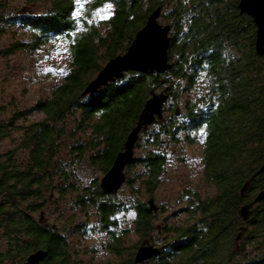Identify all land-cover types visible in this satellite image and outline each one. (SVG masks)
I'll return each mask as SVG.
<instances>
[{"label":"trees","instance_id":"16d2710c","mask_svg":"<svg viewBox=\"0 0 264 264\" xmlns=\"http://www.w3.org/2000/svg\"><path fill=\"white\" fill-rule=\"evenodd\" d=\"M12 1L0 0V9ZM22 1L43 9L1 16L0 35L8 27L29 34L3 53L37 51L65 40L70 57L64 82L52 95L14 109L0 126V139L18 134L12 149L0 151V264H24L38 250L48 254L39 264L74 263L70 230L37 217L49 193L69 190L79 191L76 203L83 210L97 211L99 229L109 237L104 250L119 264H136L135 252L145 239L161 248L147 262L264 264V200L253 205L247 221L239 216L241 206L264 189V57L256 53L257 27L240 12V0ZM108 5L111 16L101 31L90 19ZM80 6L83 16H77ZM159 7L171 25L170 69L163 74L129 71L83 95L109 60L127 52ZM163 91L170 114L140 133L146 136L144 153L127 166L139 169L126 180L129 194H105L97 181L75 189L72 166L87 162L106 174L150 93ZM177 108H182L179 115ZM35 114L41 118L32 119ZM181 142L201 146L204 179L214 193L203 197L189 190L185 207L169 213L159 226V215L150 211L145 196L153 197L166 172L167 146ZM122 212L133 215L130 228L120 227ZM183 214L190 219L186 225L168 223ZM131 233L138 241L129 248Z\"/></svg>","mask_w":264,"mask_h":264},{"label":"rangeland","instance_id":"374dc122","mask_svg":"<svg viewBox=\"0 0 264 264\" xmlns=\"http://www.w3.org/2000/svg\"><path fill=\"white\" fill-rule=\"evenodd\" d=\"M0 18L16 17L24 13L41 11L43 5H26L22 0L12 1L1 6ZM22 10H25L22 11ZM112 7L105 6L94 13L90 19L100 25V30L104 31L105 23L111 16ZM82 6L78 8L77 16L84 14ZM161 24H166V20L161 17ZM29 34L17 31L16 27H8L5 34L0 35V126L7 122L14 109H26L31 107L37 100L52 95L53 91L64 82V76L68 71L70 50L69 44L65 40H58L50 44L43 45L37 51H19L12 55L3 53L12 43L21 40H28ZM182 105V104H181ZM170 107V102L166 108ZM182 110V108H180ZM170 112L166 111L165 116ZM41 118L34 115L32 119ZM144 134L140 135L138 147L135 149V156L144 153ZM18 134L11 133L10 136L0 139V151H8L15 146ZM168 165L166 172L161 179L158 189L154 193L155 204L158 206L157 214L159 226L165 221L164 218L173 211L184 208L186 195L189 190H197L206 197L214 193V187L206 183L204 179V166L202 161V148L200 145L178 143L167 146ZM75 182V189L85 188L94 183L100 182L104 176L98 168L91 166L87 162L73 165L72 168ZM136 168H126L127 178L134 176ZM80 190V189H79ZM130 189L127 185L118 192L120 197L128 195ZM48 203L44 207L45 218L49 224H58L70 230L69 241L73 252V264H119L120 260L112 253L104 250V244L108 242L107 233L100 231L98 213L94 208L83 210L76 203L79 191H68L61 195L58 191L48 194ZM146 200L150 198L145 196ZM168 208L161 211V207ZM40 213H37V217ZM132 214H119L121 228H130L129 221ZM189 217L184 214L179 219L174 218L168 221L169 224L177 223L186 225ZM68 227V228H67ZM76 227V228H75ZM138 237L131 233L126 241L127 246L133 247L137 243ZM143 264H157L147 262Z\"/></svg>","mask_w":264,"mask_h":264},{"label":"water","instance_id":"95a60500","mask_svg":"<svg viewBox=\"0 0 264 264\" xmlns=\"http://www.w3.org/2000/svg\"><path fill=\"white\" fill-rule=\"evenodd\" d=\"M239 10L242 14H247L253 19L257 27L256 53L264 57V0H240ZM22 11L25 12V10ZM161 13L162 7H159L148 16L145 26L136 33L127 52L109 60L86 86L83 95L98 92L101 88L122 78L129 71L163 74L170 69L168 53L171 46V25L160 23ZM150 96L139 115L136 126L127 137L124 150L118 153L111 169L100 180V188L105 194L119 192L126 183V168L134 161L135 146L142 130H147L151 125L163 122L165 118L169 95L163 91L160 93L151 92ZM180 113V109L177 108L176 114ZM261 169H264V164ZM248 185L249 181L242 188V195ZM261 200H264V189L258 193L253 202L244 204L239 209V216L243 221L249 219L252 214L251 208ZM147 203L150 206V211L157 213L158 206L155 204L154 197H150ZM40 221L41 223L46 222L44 210L40 213ZM243 230L244 227H241L235 238L237 246ZM160 252V247L155 246L149 239H145L135 252L134 262L143 264L158 256ZM47 255L46 251L38 250L29 255L24 264H39Z\"/></svg>","mask_w":264,"mask_h":264},{"label":"snow or ice","instance_id":"6c2138e0","mask_svg":"<svg viewBox=\"0 0 264 264\" xmlns=\"http://www.w3.org/2000/svg\"><path fill=\"white\" fill-rule=\"evenodd\" d=\"M109 7H111V6L109 5Z\"/></svg>","mask_w":264,"mask_h":264}]
</instances>
